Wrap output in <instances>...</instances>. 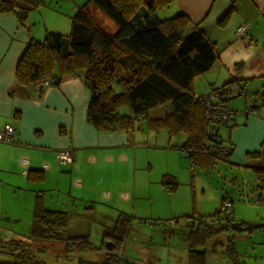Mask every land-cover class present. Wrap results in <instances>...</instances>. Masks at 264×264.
<instances>
[{
	"label": "crops",
	"instance_id": "obj_1",
	"mask_svg": "<svg viewBox=\"0 0 264 264\" xmlns=\"http://www.w3.org/2000/svg\"><path fill=\"white\" fill-rule=\"evenodd\" d=\"M64 1L59 14L73 15L87 0ZM163 10L174 14L171 17L182 12L215 43L218 59L207 72L194 78V94L221 86L229 93L235 123L219 129V140L232 147L224 161L241 173L251 171L255 178L254 169L264 170V0H173L159 11ZM97 13L91 7L94 21L106 31L96 18ZM241 23L249 24L247 37L235 34ZM105 26L115 30L109 22ZM46 32L59 31L45 29L44 36ZM31 38L43 40L13 14L0 13V131L5 124L16 127L14 143H0V191H6L11 199H19L26 207L33 206L36 196H41L46 209L67 214V232L73 236L86 235L75 230L73 224L77 220L93 221L101 208L117 216H139L135 209L143 211V206L138 205L137 199L153 197L139 194L145 183L158 187L159 199H169L173 193L162 188L161 177L169 174L177 181L188 165L191 171L197 166H192L188 154L178 148L185 135L177 138L180 134L170 136L164 129H148L142 118L131 130H95L85 119L89 94L77 75H64L57 85H42L41 95L35 87L18 84L14 78L15 63ZM198 79L203 84L200 93ZM242 90L254 96L255 115L241 113L246 106L240 100ZM171 111L168 102L150 110L148 117L164 118ZM68 148L73 150L72 163H59L57 152ZM28 170L39 171L42 179L29 181ZM154 202L155 199L151 204ZM3 210L1 220L23 218ZM174 214L169 213V218ZM10 236L1 237L0 241L19 238L18 233ZM98 252L108 259V251ZM5 257L12 261L0 253V263L9 262L3 261Z\"/></svg>",
	"mask_w": 264,
	"mask_h": 264
},
{
	"label": "trees",
	"instance_id": "obj_2",
	"mask_svg": "<svg viewBox=\"0 0 264 264\" xmlns=\"http://www.w3.org/2000/svg\"><path fill=\"white\" fill-rule=\"evenodd\" d=\"M172 1L87 0L71 16L67 36L46 32L42 41H28L15 63L16 82L37 88L41 95L40 82L45 76L50 84L57 85L64 75H77L89 94L85 119L95 130H131L142 118L148 129H164L170 136L185 135L178 148L188 154L193 165L210 168L217 159L226 160L232 147L221 153L219 145L224 144L218 134L213 138L207 133L208 123L193 89L194 78L207 72L218 59L216 45L182 12L158 18L157 12ZM38 4L39 0H0V13H13L23 23L27 11ZM91 7L109 17L116 31L110 33L100 27L92 17ZM226 16L227 13L223 19ZM168 102L170 114L160 119L148 117L150 110ZM125 106L127 114L120 112ZM213 146L215 149H211ZM254 173L256 180L264 184V170L254 169ZM26 174L29 181L42 179L39 171L28 170ZM160 184L167 192L177 188L176 179L169 174L161 177ZM219 214L220 209L209 217L192 215L198 220L187 233L186 264H206V244L221 232L228 234L229 242L240 237L237 234H249L250 231H233L231 216H222L216 224L200 222ZM128 219L120 213L105 233L99 249L108 251L109 256L101 264H130L113 256L122 251L119 242L128 230ZM67 226L66 213L46 209L42 197L36 196L29 233L0 241V253L12 258L0 264H44L31 255L27 243H61L66 247L90 244L87 235H69ZM105 241H109L108 247Z\"/></svg>",
	"mask_w": 264,
	"mask_h": 264
},
{
	"label": "rangeland",
	"instance_id": "obj_3",
	"mask_svg": "<svg viewBox=\"0 0 264 264\" xmlns=\"http://www.w3.org/2000/svg\"><path fill=\"white\" fill-rule=\"evenodd\" d=\"M57 1L43 0L36 7L30 8L22 25L25 23L40 39H43L45 29H55L59 31L58 34L67 36L72 13L59 14L66 3L64 0ZM96 10L98 12L96 18L106 31L114 32L116 24L99 9ZM172 15L174 14L168 13L167 10L157 12L160 19ZM107 22L113 24L115 30L105 26ZM67 44L65 40V45ZM196 84L197 92L200 93L203 85L201 79H198ZM240 100L241 103L245 102L243 96ZM245 108L241 113H244ZM120 111L127 112L128 109L125 106ZM177 138L184 136L180 134ZM172 159L175 161L173 156ZM153 178L154 175L150 176V179ZM177 182L176 190L171 192L173 194L166 200L158 198V187L151 186L150 183H145L142 191H138L140 195L153 197L151 200L137 199L138 205L143 206V211L136 208L139 216L128 219V230L119 242L122 251L113 256L119 257L121 262L127 261L130 264H186L189 217L211 216L220 209L222 198L228 199L231 203V220L244 223L264 222V184L256 181L251 171L241 173L234 165L217 159L210 168L196 166L191 171L188 165ZM153 199L155 202L151 204ZM26 205L17 198L11 199L6 191H0V211L6 209L11 215L23 217L21 221L0 219V239L1 237L4 239L5 236L11 237L10 235L14 233L24 235L29 233L33 206L30 205L28 208ZM150 206L155 211H151ZM98 210L93 221L77 220L73 224L75 230L86 233L90 242L86 247L83 244L67 248L61 243H29L27 248L31 255L44 264L105 262L107 256L98 251L105 239V233L114 225L117 215L106 208ZM151 212H154L153 216L149 214ZM172 212L175 213V217L169 218L168 215ZM237 235L240 237L232 242H229L228 234L225 232L208 240L206 264H264V227L254 228L247 235ZM107 243L109 246V241H105L106 245ZM3 261L11 260L5 257ZM111 264H116V261H111Z\"/></svg>",
	"mask_w": 264,
	"mask_h": 264
},
{
	"label": "built area",
	"instance_id": "obj_4",
	"mask_svg": "<svg viewBox=\"0 0 264 264\" xmlns=\"http://www.w3.org/2000/svg\"><path fill=\"white\" fill-rule=\"evenodd\" d=\"M43 0H39L42 3ZM249 24L241 23L237 26L235 34L237 37H247L249 34ZM42 85L49 84V79L45 76L41 82ZM196 100L203 108V116L208 123L207 133L213 138L219 133V129L232 126L235 123V112L229 106V93L224 87L212 88L209 92L204 94H194ZM241 96L245 99L246 108L245 115H255L257 109L254 105V97L245 90H242ZM16 127L13 124H5L0 131V143L12 144L15 141ZM211 149H215L214 146ZM221 153L225 154L230 151L229 145H219ZM74 155L73 150L63 149L57 152V160L61 164H71ZM192 166L193 163L191 162ZM231 203L228 199L221 202L220 214L214 218H203L200 220L201 224L211 223L216 224L222 220V216H231ZM188 225L192 226L198 220L197 216L189 217ZM172 221H170L171 223Z\"/></svg>",
	"mask_w": 264,
	"mask_h": 264
},
{
	"label": "water",
	"instance_id": "obj_5",
	"mask_svg": "<svg viewBox=\"0 0 264 264\" xmlns=\"http://www.w3.org/2000/svg\"><path fill=\"white\" fill-rule=\"evenodd\" d=\"M264 227V222L262 223H244L239 221H232L230 223V228L235 232H245L251 231L254 228ZM108 247V243H107Z\"/></svg>",
	"mask_w": 264,
	"mask_h": 264
},
{
	"label": "flooded vegetation",
	"instance_id": "obj_6",
	"mask_svg": "<svg viewBox=\"0 0 264 264\" xmlns=\"http://www.w3.org/2000/svg\"><path fill=\"white\" fill-rule=\"evenodd\" d=\"M190 227V226H189Z\"/></svg>",
	"mask_w": 264,
	"mask_h": 264
}]
</instances>
